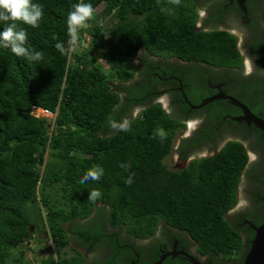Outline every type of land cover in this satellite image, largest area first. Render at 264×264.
<instances>
[{"label":"trees","instance_id":"16d2710c","mask_svg":"<svg viewBox=\"0 0 264 264\" xmlns=\"http://www.w3.org/2000/svg\"><path fill=\"white\" fill-rule=\"evenodd\" d=\"M81 2L91 4L95 12L88 27L78 33L77 43L90 34L92 46L61 54L55 45L69 47L68 14ZM31 3L42 6L40 26L19 21L17 26L27 32L26 46L41 51L44 59L30 63L0 48V264H26L22 246L35 238L33 230L39 226L48 233L56 254L34 264H129L121 254L132 258L145 250L136 246L131 251L128 240L162 241L156 234L161 227L184 233L183 239L179 236L182 243L196 244L201 254L242 263L247 253L243 248L247 244L249 250L250 241L245 242L227 213L240 200L243 175L248 178L245 139L230 141L215 155L174 169L166 159L185 123L155 101L164 69L169 75L175 67L185 87L191 83L186 76L192 74L183 71L180 62L241 66L238 37L227 30L197 29L198 13L191 0H180L179 5L171 0ZM100 4L103 10L96 13ZM109 16L115 20L105 25ZM7 24L0 21V31ZM142 50L140 65L130 64ZM169 61L176 62L168 65ZM137 73L139 79L132 81ZM186 92L193 102L207 95ZM33 106L50 109L56 116L52 121L36 116ZM137 108L141 111L136 115ZM188 109L184 103L181 116ZM238 110L230 105L223 114ZM208 120L193 140L183 141V156L187 146L202 143L201 131L206 135L215 123ZM234 124L230 127L235 130L229 131L244 133ZM158 129L164 130L165 139L154 138ZM255 133L257 142H263L264 131L256 127ZM97 166L104 170L100 180L79 183ZM94 189L101 197L92 202L88 196ZM243 229L252 239L248 226ZM106 246L113 254L100 258L98 253ZM161 252L157 247L149 261H158ZM174 261L168 257L164 264Z\"/></svg>","mask_w":264,"mask_h":264},{"label":"flooded vegetation","instance_id":"af4514ba","mask_svg":"<svg viewBox=\"0 0 264 264\" xmlns=\"http://www.w3.org/2000/svg\"><path fill=\"white\" fill-rule=\"evenodd\" d=\"M198 13L196 28L199 30H227L235 34L238 37L237 45L239 51L243 57V64L241 66H211L206 64L196 65L192 62L187 63L180 62L179 65H183L187 71L192 74L186 79L187 87L183 83L182 79L177 75L175 67L172 73L167 75V71L164 69L160 77L161 83L159 85L160 90H157L155 101H164L161 97H167V101H170L174 108V113L178 117H182V121L185 126L180 128L179 131H187V135L181 136L177 145H174L173 152L176 159H179L181 163L175 164L174 169H182L188 166L194 160L209 157L218 153L228 142L233 140L245 139L244 143L249 151V166L247 169V187L243 190V202H239L227 213L229 221L235 225L237 229H240L245 238V242L253 240L256 230L264 222V141L257 142L258 136L255 133L256 126L249 124L246 121H237L234 118L241 117L243 115L242 110L238 107L236 114H223V111L230 107L232 104L230 99L226 96L237 98L257 115L263 116L264 108V0H244L243 6L239 0H191ZM145 50L139 52L144 53ZM168 65L175 64L176 61H169ZM185 75V73H184ZM178 83V85H177ZM196 83V85H195ZM190 94L200 96L207 92V95L201 98L200 101L193 102L190 95L187 94L186 89ZM177 91L182 93V97H177ZM186 95L187 99L183 95ZM221 96V98L210 101L199 108H193L192 105L201 104L206 98L213 96ZM194 100V98H192ZM189 101L190 103H188ZM184 103L189 105V109L186 114H183ZM163 105V104H162ZM260 105V111H255ZM141 111V108H137L136 111ZM219 112V113H218ZM196 116H192L195 115ZM222 114V115H221ZM228 118L234 123H238L239 128L244 131L231 132L230 126L235 127L236 124L228 121ZM263 118V117H262ZM214 120L215 123L212 127L206 130V135L201 131L203 138L202 143L197 147L192 145L187 146V152L185 156L182 153L181 146L184 140H193L192 137L200 132V129L205 125V120ZM245 123L246 125H243ZM254 128V129H253ZM177 136V135H176ZM264 139V134H262ZM249 138V140H248ZM250 141V144H249ZM255 142L254 144H251ZM260 168V169H259ZM240 191V188L238 189ZM256 220V221H255ZM259 222L258 224L256 222ZM248 226V232L254 233L253 238L248 240L244 227ZM110 230L112 229L109 227ZM162 228V227H161ZM160 228V229H161ZM157 230L156 234L162 238V241L157 240L155 242L148 238L142 240L129 239L126 246L135 251L136 246L142 247L145 250L136 252L134 257H130L127 254H121V260H125L129 264H153L150 262V257L157 247L161 248L162 252L159 258L163 254L170 252L161 264H164L169 257L173 261L175 259H183L186 263L183 264H196V260L199 264H240L227 261L222 257L211 254H201L197 251V245L188 243L184 245L182 239L184 233L179 230ZM171 234L170 236L168 234ZM174 233H178L175 235ZM124 237L125 234H123ZM181 236V238L179 237ZM186 239V237H185ZM163 241H166L165 249L163 250ZM247 244L243 250L248 252ZM250 248V247H249ZM103 250L98 253L100 258H106L113 254L111 247H103ZM185 254H182L181 252ZM247 254V253H246ZM245 254V255H246ZM194 259V260H193ZM118 264V262L114 263ZM166 264H177L175 261Z\"/></svg>","mask_w":264,"mask_h":264},{"label":"clouds","instance_id":"9594fccd","mask_svg":"<svg viewBox=\"0 0 264 264\" xmlns=\"http://www.w3.org/2000/svg\"><path fill=\"white\" fill-rule=\"evenodd\" d=\"M171 2L179 5L180 0H171ZM72 8L73 10L69 12L67 18L68 33L71 37L69 40V47L65 48L63 43L60 42L55 45L56 49L61 54H68L75 51L73 45L78 38V33L80 30L87 28L88 21L94 18L95 10L91 4L81 2L74 4ZM42 18V6L31 3V0H0V21L6 24L11 21L10 24H7V26L0 31V48L8 49L16 57L24 58L30 63L41 62L44 59L43 53L26 46L27 32L24 29H18L17 22H22L32 28H38ZM113 126L115 127V125ZM121 130L130 131L131 129L130 126H121ZM157 135L161 140L166 138V133L163 129L156 130L154 138ZM121 167L128 168L130 165L121 164ZM103 174L104 170L101 167H94L85 173L79 183L84 184L89 180L98 181L102 178ZM132 182L133 179L129 176L126 183L130 185ZM100 197V191L94 189L89 193L88 200L95 202Z\"/></svg>","mask_w":264,"mask_h":264},{"label":"rangeland","instance_id":"374dc122","mask_svg":"<svg viewBox=\"0 0 264 264\" xmlns=\"http://www.w3.org/2000/svg\"><path fill=\"white\" fill-rule=\"evenodd\" d=\"M104 5L100 4L97 8H96V13H101V11L103 10ZM113 20H115L113 17L109 16L106 19V23L105 25H112L113 24ZM78 40H76L75 44H74V49L81 48V47H85V48H90L92 46V36L90 34H85L84 38L82 41H80L81 43H77ZM91 42V44H90ZM142 59V54H139L138 56H136V58L132 59L130 64H136L137 66L140 65V61ZM103 64L106 63L103 60H100ZM105 65V64H104ZM106 67V66H105ZM139 73V71H138ZM136 74V76H134L133 80H138L139 79V74ZM117 83V82H116ZM164 101H158L161 104H163L164 108L170 113L172 114V111H174V108L172 107L170 101H167V97H161ZM139 110L136 111V115L137 113L139 114ZM37 114H39L38 112H36ZM55 115L48 117L51 121L54 119ZM187 131H179L177 136L175 137V146L177 145V143L179 142V139L181 136H185L187 135ZM166 161L171 165V167H173L175 164H179L181 163V161L179 159H176L174 152H172L166 159ZM247 178L245 176V174L242 177L241 183H240V191H239V203L242 204L243 202V190L247 187ZM35 238L30 241L29 243H25L22 248L24 249V255H26V264H34V263H39L42 262V258L46 257L47 255H55L56 251L54 246H51V241H49V235L48 233L45 231L43 226H39L37 228V230H33V232H35ZM66 250L70 251V248H67ZM84 254L86 255L87 259H89V253L86 252V250L84 248L81 249ZM15 254H17V252H15ZM89 264V263H87Z\"/></svg>","mask_w":264,"mask_h":264},{"label":"water","instance_id":"95a60500","mask_svg":"<svg viewBox=\"0 0 264 264\" xmlns=\"http://www.w3.org/2000/svg\"><path fill=\"white\" fill-rule=\"evenodd\" d=\"M241 2V5L243 6L242 3H244V0H239ZM184 95V92H183ZM184 97L187 99L186 95ZM221 98V96H213L210 98H206L201 104L199 105H192L193 108H199L202 105L213 101L215 99ZM227 99H230L231 103L234 104L235 106H238L242 112L243 115L241 117L234 118V120L237 121H246L249 124H254L257 128L261 129L264 131V118L261 116L255 114L249 106L238 100L237 98H233L231 96H226ZM190 103L189 101H187ZM191 104V103H190ZM256 233L251 241V247L249 251L247 252L244 261L240 264H264V222L260 224L258 227H255ZM182 254H185L183 251L181 252ZM170 252H167L163 254V256L160 258L158 262H155L153 264H161L162 261L170 255ZM194 260V259H193ZM196 264H199L196 260H194Z\"/></svg>","mask_w":264,"mask_h":264},{"label":"built area","instance_id":"2783aa9c","mask_svg":"<svg viewBox=\"0 0 264 264\" xmlns=\"http://www.w3.org/2000/svg\"><path fill=\"white\" fill-rule=\"evenodd\" d=\"M36 112H38L39 114H37ZM32 113L36 116H46V117H51L55 115L50 109H43L37 106H33Z\"/></svg>","mask_w":264,"mask_h":264},{"label":"bare ground","instance_id":"6f19581e","mask_svg":"<svg viewBox=\"0 0 264 264\" xmlns=\"http://www.w3.org/2000/svg\"><path fill=\"white\" fill-rule=\"evenodd\" d=\"M251 247V246H250Z\"/></svg>","mask_w":264,"mask_h":264}]
</instances>
